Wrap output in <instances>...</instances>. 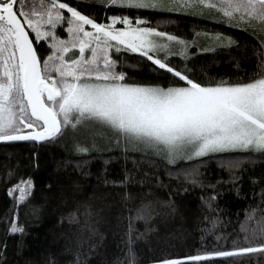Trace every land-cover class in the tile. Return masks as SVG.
Returning <instances> with one entry per match:
<instances>
[{
    "label": "snow or ice",
    "instance_id": "snow-or-ice-1",
    "mask_svg": "<svg viewBox=\"0 0 264 264\" xmlns=\"http://www.w3.org/2000/svg\"><path fill=\"white\" fill-rule=\"evenodd\" d=\"M84 3L0 0V142L45 145L69 130L75 134L82 129L95 141L102 131L110 143L152 155L169 176L194 184L204 158L234 152L264 158V0H97L105 11L119 9L99 19L82 10ZM131 10L207 13L206 18L250 31L258 38V71L247 80L201 82L170 58H186L194 44L198 50L214 51L236 41L221 32L197 33L193 40H185L159 30L146 16L126 14ZM60 29L65 37L58 34ZM200 36L206 41L203 49L197 44ZM42 42L47 43L46 56L39 51ZM130 59L168 76L169 85L129 82L123 69ZM92 147L95 142L85 146L77 141L75 151L86 154ZM240 163L228 158L225 166L234 170ZM156 183L163 186L159 177ZM15 189L19 203L32 192L33 181L12 185L8 195L13 196ZM210 199H216L215 194ZM162 203L142 199L130 227L132 219L151 220ZM83 214L88 232L95 235L90 205H84ZM11 223L8 231L22 232L15 217ZM242 240L237 236L230 248L214 245L156 258L150 264H223L238 257L264 256V208L246 214ZM126 256L128 264H135L131 247Z\"/></svg>",
    "mask_w": 264,
    "mask_h": 264
},
{
    "label": "trees",
    "instance_id": "trees-1",
    "mask_svg": "<svg viewBox=\"0 0 264 264\" xmlns=\"http://www.w3.org/2000/svg\"><path fill=\"white\" fill-rule=\"evenodd\" d=\"M82 10L93 12L98 19L119 12L105 11L97 6V0H86ZM126 14L146 16L159 30L189 41L204 32L231 36L236 41L233 45L203 51L194 44L186 58H170L176 67L186 66L201 82L247 80L258 71V38L250 31L206 18L207 13L131 10ZM58 34L66 36L63 29ZM197 44L203 49L205 38L197 37ZM38 47L46 56L47 43ZM123 70L129 82L169 85L168 76L150 72L146 63L135 59L128 60ZM77 141L85 146L95 142L96 147L86 154L78 153ZM228 158L239 160L240 167L229 170L225 166ZM204 160L194 184L174 174L169 176L168 169L152 155L110 143L102 131L95 141L82 129L75 134L69 130L45 145L0 142V264H74L77 259L80 264H128L130 247L135 264H150L156 258L214 245L230 248L237 236L243 242L246 214L258 206L264 208V158L234 152ZM157 177L163 186L156 183ZM27 179L33 181V190L17 203L14 197L19 190L9 196L8 189ZM126 193L132 199H127ZM213 194L214 200L210 199ZM142 199L164 203L158 205L151 220L132 219L130 227V217ZM85 204L90 205L95 235L86 227ZM13 217L22 232L8 231ZM223 264H264V256L238 257Z\"/></svg>",
    "mask_w": 264,
    "mask_h": 264
},
{
    "label": "rangeland",
    "instance_id": "rangeland-1",
    "mask_svg": "<svg viewBox=\"0 0 264 264\" xmlns=\"http://www.w3.org/2000/svg\"><path fill=\"white\" fill-rule=\"evenodd\" d=\"M182 13V12H181Z\"/></svg>",
    "mask_w": 264,
    "mask_h": 264
}]
</instances>
